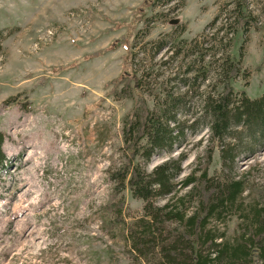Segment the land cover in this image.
<instances>
[{
    "label": "rangeland",
    "instance_id": "rangeland-1",
    "mask_svg": "<svg viewBox=\"0 0 264 264\" xmlns=\"http://www.w3.org/2000/svg\"><path fill=\"white\" fill-rule=\"evenodd\" d=\"M163 1L0 0V31H13L0 52V134L6 156L0 171V264L158 263L160 246L133 251V239L142 237L150 223L143 201L128 189L116 193L110 179L124 160L123 118L137 100L136 94L133 101L114 96L131 53L151 110L168 92L186 91L185 77H197L182 116L196 120L204 98L222 90L220 64L226 55L238 60L242 44L240 66L250 75L232 80L233 91L250 99L264 93V29L243 34L237 28L232 8L239 0H183L177 11ZM219 10H224L221 19L205 29ZM250 10L262 27L264 0H252ZM203 35L205 43L196 48ZM165 36L169 49L153 56V45ZM189 66L192 71L185 74ZM198 126L171 154L155 155L146 169L182 153L179 179L187 176L211 145L208 128ZM218 148L207 171L211 180L226 177ZM242 151L229 173L244 183L242 203L210 223L228 241L241 232L239 225L244 228L255 193L264 191V146ZM187 206L191 213L196 197Z\"/></svg>",
    "mask_w": 264,
    "mask_h": 264
},
{
    "label": "trees",
    "instance_id": "trees-1",
    "mask_svg": "<svg viewBox=\"0 0 264 264\" xmlns=\"http://www.w3.org/2000/svg\"><path fill=\"white\" fill-rule=\"evenodd\" d=\"M251 1L239 0L232 8L237 28L242 29L243 34H247L250 28L264 29V25L259 27L258 20L252 16ZM163 3L170 6L171 11H177L183 0H164ZM223 12L219 10L205 29L214 27ZM12 33V30L0 31V52L2 43ZM148 33L146 29L143 34ZM199 38L202 41L195 43L196 48L205 43L204 35ZM169 40V36H165L153 45V56L168 50ZM232 44L231 39L226 47L230 48ZM244 46L242 44L238 50V60L226 55L222 61V90L204 98L201 116L194 121L182 119V116L189 109L188 92L193 89L197 77H185L183 86L186 91L176 95L168 92L155 110L148 107L144 97L142 75L138 76L132 68L133 53L128 59L129 70L126 69L115 82V97L133 101L136 94L137 100L123 118L121 138L124 160L110 174V179L115 183L116 193L128 189L133 198L143 201L144 217L150 223L145 226L142 237L133 239V251L142 254L143 250H154L160 246L157 264H264V191L255 193L254 204L246 210L244 228L243 224L238 226L241 232L234 240H226L224 233H218L210 226L211 221L221 220V214L228 207L242 203L244 183L229 178V173H234L242 144H245L242 152L247 153H254L256 147L264 146V93L250 99L244 92L239 95L234 93L231 86L232 80L238 77L247 80L250 75L240 66ZM191 71L189 66L185 74ZM198 124L201 128H208L211 145L205 148L202 157H197L195 168L187 176L179 179L182 162L186 159L182 153L177 158L170 157L157 164L150 171L146 169L155 155L161 152L171 154L188 130L197 132ZM3 143L4 137L0 134V171L5 168L6 162ZM215 146L219 147L221 165L227 169L223 170L226 174L224 180H211L207 175ZM195 197L197 206L190 213L187 204ZM166 198L168 200L164 205L155 204V200ZM170 224L174 227L169 228L165 236Z\"/></svg>",
    "mask_w": 264,
    "mask_h": 264
}]
</instances>
